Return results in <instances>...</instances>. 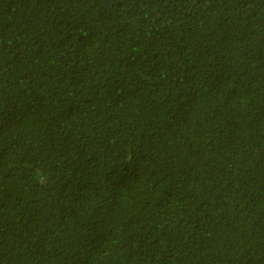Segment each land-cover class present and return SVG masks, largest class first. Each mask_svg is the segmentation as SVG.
Returning a JSON list of instances; mask_svg holds the SVG:
<instances>
[{"label":"trees","instance_id":"16d2710c","mask_svg":"<svg viewBox=\"0 0 264 264\" xmlns=\"http://www.w3.org/2000/svg\"><path fill=\"white\" fill-rule=\"evenodd\" d=\"M0 264H264V0H0Z\"/></svg>","mask_w":264,"mask_h":264}]
</instances>
